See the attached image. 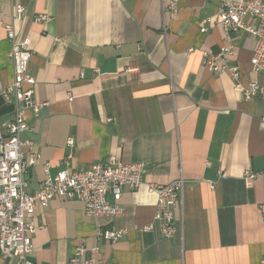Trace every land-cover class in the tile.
Listing matches in <instances>:
<instances>
[{"label": "crops", "instance_id": "crops-1", "mask_svg": "<svg viewBox=\"0 0 264 264\" xmlns=\"http://www.w3.org/2000/svg\"><path fill=\"white\" fill-rule=\"evenodd\" d=\"M22 4V18L12 21L13 0H0V91L13 79L2 26L12 21L16 37L29 40L33 102L44 103L38 114L27 110L29 128L20 134L40 155L27 168V190L40 187L46 162L54 175L66 163L84 170L108 156L143 162L145 183L184 178L172 238L138 230L151 221L155 196L124 187L123 212L114 218L88 216L73 199L36 205L31 221L40 228L30 259L68 264L78 244L97 243L102 264H264V74L251 68L255 38L230 33L228 66L237 68L243 85L262 87L261 95L244 101L229 72L204 66L202 51L216 54L227 44L216 0ZM42 14L48 19L37 21ZM12 114L0 96V123ZM246 171L260 173L250 186ZM107 200L115 203L110 194ZM110 227L126 233L111 244L97 242L95 232Z\"/></svg>", "mask_w": 264, "mask_h": 264}, {"label": "built area", "instance_id": "built-area-1", "mask_svg": "<svg viewBox=\"0 0 264 264\" xmlns=\"http://www.w3.org/2000/svg\"><path fill=\"white\" fill-rule=\"evenodd\" d=\"M216 23L221 27L227 44L216 54L202 51L204 66L211 72H229L235 80V88L244 101L262 94V87L255 81L243 85L239 81L236 67L228 66L227 56L232 53L230 33L243 30L255 38V46L250 57L251 68L264 74V0H216ZM168 7L174 11L175 4ZM24 13L22 0H13L12 21H19ZM48 19L42 14L37 21ZM3 23L6 37L10 42L9 57L13 64V79L2 91L7 103L13 106L12 118L0 123V264H38L30 259L34 246L32 237L40 228L32 223L36 205L47 207L54 198L78 200L84 212L91 217H117L123 212L120 200L122 189L136 190L144 187L155 196V210L149 223L138 227L140 232H158L164 238H172L176 233L174 208L184 188V178L167 183H145L142 179L144 163H126L114 156L91 164L84 170L66 168L54 175L49 172L50 163L43 164L45 173L40 187L29 192L25 178L27 168L40 158L29 140H21L20 134L29 128L27 110L38 114L44 103L33 102L34 78L28 73L27 65L31 55L29 40L16 37L13 23ZM255 21V22H253ZM206 20L200 22V32L204 33ZM69 100L72 97L69 95ZM110 120V119H108ZM264 129V115L260 117ZM69 146L73 139L67 140ZM26 149V150H25ZM70 158V156H69ZM260 175L246 171L244 181L250 186ZM213 187V185H211ZM110 194L115 203L110 204ZM264 215V204L260 207ZM126 233L124 228H105L95 232L97 242L114 243ZM99 244L90 247L78 244L68 264H102L98 259Z\"/></svg>", "mask_w": 264, "mask_h": 264}]
</instances>
